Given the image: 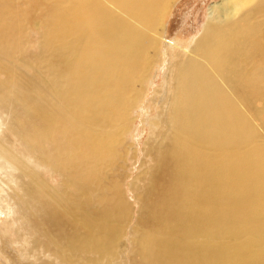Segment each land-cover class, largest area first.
Returning <instances> with one entry per match:
<instances>
[{
    "label": "bare ground",
    "instance_id": "bare-ground-1",
    "mask_svg": "<svg viewBox=\"0 0 264 264\" xmlns=\"http://www.w3.org/2000/svg\"><path fill=\"white\" fill-rule=\"evenodd\" d=\"M173 1L0 0V264H264V0L213 3L170 52L129 240L118 180L87 207L134 159Z\"/></svg>",
    "mask_w": 264,
    "mask_h": 264
},
{
    "label": "rangeland",
    "instance_id": "rangeland-1",
    "mask_svg": "<svg viewBox=\"0 0 264 264\" xmlns=\"http://www.w3.org/2000/svg\"><path fill=\"white\" fill-rule=\"evenodd\" d=\"M220 0H175L172 2L170 9V14L166 21L165 33L162 40V49L164 50V62L158 68L157 77L154 79V83L151 84L145 100L139 103V106L132 114V118L136 117L134 131L127 135V142H130L131 135L132 140L137 145L135 149L136 153L133 155L134 159L129 160V164L123 165L122 161H118L116 166L107 168V165H103L100 168V175L98 180L90 185L86 190L87 207L96 208L100 206V202L103 199L109 197L110 186L113 181L118 180L121 185V190L126 194L129 203L134 207V212L132 213L131 222L128 224L126 230V239L129 240L131 237L130 229L135 224L137 220V209L138 203L135 198L136 193H140L143 188V180H145V165L144 163L150 160V156L146 155L144 149L145 144L149 138V126L152 127V120L148 117L153 115L154 106L150 107L149 101L151 100L154 90L160 88L159 86L163 83V77L166 75L168 68V61L170 58V52L174 53L180 46L187 45L191 43L192 39L196 37L202 29V25L205 22L207 10L215 2ZM45 13V8L43 5L35 6L32 10L33 17L42 16ZM158 66V65H157ZM133 100L132 98L130 99ZM152 110V111H151ZM158 110H156L157 112ZM130 124V122H129ZM122 151V150H121ZM133 150L131 149L130 152ZM129 152V153H130ZM123 159V158H122ZM129 171V177L126 179L124 176ZM4 177L3 173L0 172V178ZM124 178V179H123ZM123 179V180H122ZM122 180V182H121ZM58 181V179H57ZM1 182V180H0ZM60 183V182H58ZM131 183H133V190L131 188ZM0 193L3 194L4 191L0 187ZM3 204H6L3 202ZM2 212V207H0V214ZM11 217L7 215V218L2 216V220L10 221ZM1 223V220H0ZM3 224V223H2ZM3 226L0 225V229ZM127 245L129 243L127 241ZM129 252H127V255Z\"/></svg>",
    "mask_w": 264,
    "mask_h": 264
}]
</instances>
